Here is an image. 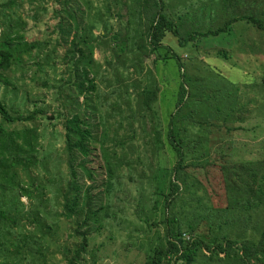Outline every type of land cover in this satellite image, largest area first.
Returning <instances> with one entry per match:
<instances>
[{
    "label": "rangeland",
    "instance_id": "obj_1",
    "mask_svg": "<svg viewBox=\"0 0 264 264\" xmlns=\"http://www.w3.org/2000/svg\"><path fill=\"white\" fill-rule=\"evenodd\" d=\"M7 1L0 0V4ZM15 1L17 6L14 12L25 23L22 31L24 41L11 47L17 58L12 67L4 72L10 84L0 83V100L12 115L26 117L38 113L29 122L7 123L0 117V129L3 132L36 129L38 140L36 152L32 155L35 164L28 172L18 170V176L21 186L29 189L33 196L39 194L40 189L41 199L34 197L32 200L34 207L38 203L45 204L48 219L39 214L43 216L46 228L43 239L33 249L34 258L28 260L14 253L13 259L6 261V264H147L157 260L158 255L165 251V226L162 224L165 194L169 191L178 159L168 144V122L175 109L183 74L188 76V82L184 83L187 96L189 92L203 93L208 106L215 101L214 97L211 102L207 100L209 91L218 86L222 89V96L224 91L232 92L231 84L234 83V96H226L219 102L227 109L244 108L245 112L243 117L234 115V120L229 116L226 123L212 118L204 120L194 115L185 121L186 130L181 137L186 140L183 150L185 165L191 166L185 170L186 177L182 176L178 181L174 179L175 182H185L178 184L180 192L171 214L178 224L184 226L187 223L196 224L193 211L206 215L207 212L215 213L213 219L207 221L206 228L204 223L196 227V233L206 234L209 242L216 237L219 241L233 240L240 246L244 242L256 243L259 240L264 232L263 212L230 210L227 219L221 221L220 208L226 207L229 199H226L221 187L213 184L222 177L220 167L225 164L244 162L257 166L264 161V34L242 21L228 24L233 15L252 14L254 10H262L257 15L263 17L264 0H230L228 4L222 0H192L193 10L185 9L171 20L172 27L179 26L180 39L167 32L162 41L164 47L149 53L148 57L141 56L142 60L146 59V67L154 75L159 89L152 106L156 114L155 122H147L142 130L136 124L137 134L129 141L132 143L130 147L126 144L122 148L112 140L106 142V146L116 150L117 157L127 155L129 161V166L122 164L117 172L109 202L103 197L107 169L101 154L102 143L91 141L90 152L85 159L86 171L75 167L81 193L88 191L92 206L109 205L108 217L102 218L100 229L85 233V252L77 257L74 250L82 244V233L86 229L76 231V226H83L81 221L60 219L56 225L50 223L53 213L62 210L61 200L56 198L54 191L64 188L70 179V157L64 149L62 124L66 115L76 110L73 102L76 94L73 85L75 74L73 61L68 54L70 38L61 42L57 30L65 0ZM68 1L71 14H75L77 24L85 30L82 35L94 46L93 60L100 66L97 79L102 82L100 100L103 113L115 104L119 89L123 94L118 101H128L134 106V98L144 87V81L143 73L132 67V57L128 53L131 48L135 53L140 29L133 0H85V4L82 0ZM190 1L164 0L168 14ZM151 10L150 7L144 8L139 15L145 26L148 25L145 19ZM224 25L225 32L187 40L189 35L193 36L192 30L206 32ZM71 26L75 27L73 22ZM119 58L126 61L120 64ZM109 120L105 122V128L109 138H112L115 125ZM90 123L97 124V119L91 118ZM100 130L102 127H99ZM155 130L161 132L164 143V148L157 154L151 143ZM123 132L119 131L120 134ZM95 138L99 139L96 135ZM193 141L200 143L193 147L189 144ZM82 160L78 158L75 163L80 164ZM152 175L157 179L156 191L151 183ZM18 202L25 207L24 211L34 209L30 208L25 196H21ZM154 206L156 211L153 210ZM22 223L23 234L34 231L32 224ZM37 236L41 234L37 233ZM201 251L204 256L196 254L191 264H226L218 260L219 255L210 261L207 257L211 252L207 249ZM223 255L221 252L220 256ZM159 264H165L164 260ZM169 264L186 262L177 257ZM232 264L239 262L233 261ZM250 264L264 263L251 260Z\"/></svg>",
    "mask_w": 264,
    "mask_h": 264
},
{
    "label": "trees",
    "instance_id": "obj_2",
    "mask_svg": "<svg viewBox=\"0 0 264 264\" xmlns=\"http://www.w3.org/2000/svg\"><path fill=\"white\" fill-rule=\"evenodd\" d=\"M222 1L225 4L230 2V0ZM16 2L15 0H9L6 3L0 4V83L2 85L10 84L4 72L12 67L17 58L15 51L11 47L24 41L22 31L25 23L14 12V7L17 6ZM82 2L85 4V0H82ZM63 3L65 7L61 9L57 30L61 42L67 41L70 38L69 46L71 47L68 50V54L70 55L69 58L73 61L72 67L75 74L73 85L76 89V94L73 102L76 110L74 112L71 111L70 115H66L62 124L64 129V149L70 157L68 164L70 179L64 188H58V190L54 191L56 198L61 200L60 207L62 210L53 213L50 223L56 225L60 219L81 221V225L83 226H76V231L81 232L82 228L86 229L82 233V244L78 245L74 250V256L77 257L82 252H85L87 245L85 233L100 229L102 218L108 217L107 209L109 205L108 203L102 205V199L99 198L102 206L94 207L95 204L92 206V199L88 191L86 190V192L81 193V187L76 181L75 167L86 171L85 159L89 155L91 141L97 142L98 140L102 143L100 147L101 154L105 161V168L107 169L103 197L105 201L109 202L113 186L116 184L115 177L117 176V172L120 170L122 164L129 166V161L127 160V155H123L122 158L117 157L116 150L106 146V142L112 140L122 146V148H125L126 144L130 147L132 143L129 141L137 134L135 125L138 124L142 130V127L147 122H155L154 119L156 118L152 106L157 100L159 89L155 78H153L154 75L146 67V59L142 60L141 56L148 57L149 53L152 54L159 47H164L162 41L167 32L172 33L177 39H180L179 29L177 28L179 26L172 27L171 20L181 12H184L185 9L187 11L193 10L192 3L194 2L191 0L185 5L182 4L176 11L168 14L169 10L164 0H141L139 2L133 0V6L138 12L137 21L140 29L137 32V49L133 53L134 49L131 48L128 50V53L132 57L130 60L132 67L136 68L139 73H143L144 87L137 93V97L134 98V106L128 101H118L122 99L121 94H123L121 89H119L120 91L116 92L118 94L115 104H112L110 110H105L104 113L101 109L103 103L100 100L102 82L97 79L100 66L93 60L94 46L85 35H82L85 30L80 27V24H77L78 20L75 14H71L69 9L70 1L65 0ZM147 7H150L152 10L149 12V17L145 19V21H148V25L145 26L144 20L139 15ZM261 12L262 10L258 12L254 10L256 14L233 15L228 20V24L230 26L242 21L264 34V16L257 15ZM82 14L84 15V12ZM71 21L75 27L71 26ZM225 31V25L219 29L207 30L206 32L192 30L190 32L193 36L189 35L187 40H191L197 36L217 35ZM113 41L117 43L115 39ZM180 44L181 42H179ZM31 46L36 47L34 45ZM125 61V59L119 58L120 64H123ZM102 77H105L104 72H102ZM181 77L182 81L179 84L175 109L168 122V144L174 149L178 159L173 168L174 176L173 180L170 181L169 191L165 194L162 224L165 226L163 240L166 242V246L165 251L158 255L157 260H152L147 264H159L163 260L165 264H169L175 261L177 257L178 260L184 259L186 264H191L194 262L196 254L203 255L202 249H207L211 252V255L207 257L210 261H214V256H220L221 252H223L224 255L218 256V260L226 264H232L233 261H238L239 264H250L251 260L264 263V232H262L256 243L244 242L240 246L233 240L224 239L219 241L216 237L212 238V242H209L205 238L207 237L206 234L196 233V227L197 224L204 223L206 228L207 221L213 219L215 213L207 212L208 216L193 211V220L196 224L189 225L187 223L184 226L178 224L174 215L171 214L177 194L180 192L178 184L185 182H175L174 179L178 181L182 176L186 177L185 170L191 166L185 165L183 150L186 140L181 137V133L186 130L184 128L185 121L194 115L204 120L212 118L226 123L229 116L234 120V115L243 117L245 112L244 108L235 110L229 107L227 109L223 107L222 102H219L223 101L226 96H234L236 87L234 83L231 84L232 92L224 91L222 96V89L218 86L213 91H209L207 100L211 102L212 97H214L215 101L212 103V106H208L203 93L189 92L187 96L184 83L188 82V76L183 74ZM133 85L136 86L135 84ZM125 93L128 94L127 90H125ZM114 95L116 94L114 93ZM79 98H81V101H79ZM37 113L35 112L26 117L12 115L5 103L0 100V117L7 123L29 122L37 116L35 115ZM50 117L53 116L51 115ZM91 118L97 119V124H91ZM109 119L115 125V133L112 138H109L105 128V122ZM99 127H102V131H99ZM120 130H124V132L120 134ZM153 132L154 137L151 143L153 150L157 154L159 150L164 148V143L161 140V132H157L156 130ZM95 135L99 139L95 138ZM37 140L38 135H36V129L34 128L10 132H3L0 129V193L2 195V199L0 200V261L2 264H6V261H11L14 253L21 254L28 260L33 259V249L37 248L39 242L43 239V230L46 228L44 218L48 219V214L45 212L46 206L43 203H38L34 207V201L32 200L34 197L37 200L41 199L39 195L40 189H38L39 194L33 196L29 189L21 186L18 176V170L28 172L30 167L35 164L32 161V155L36 152ZM199 143L200 141H193L189 144L196 147ZM78 158L83 159L80 164L75 163ZM220 169L222 177H219L213 185L221 187L226 195V199H229L226 207L220 208L221 221L227 219L230 210L235 211L236 209L243 213L261 210L264 214V161L258 163L257 166L244 162L237 165L225 164ZM150 178L153 189L156 191V176L152 175ZM209 189L208 187L206 188L207 191ZM21 196L28 198L29 206L31 209L34 208L33 210L24 211L25 207H23L21 202H18ZM38 202H41V200ZM153 210L156 211V206L153 207ZM39 214H43L44 218L43 216H39ZM80 217L82 219H79ZM22 222L32 224L34 231L30 234H23ZM37 233H40L41 236H37ZM40 259L41 254H39Z\"/></svg>",
    "mask_w": 264,
    "mask_h": 264
}]
</instances>
